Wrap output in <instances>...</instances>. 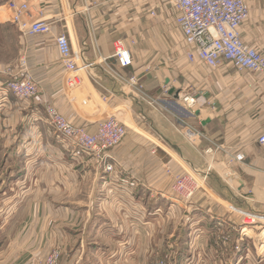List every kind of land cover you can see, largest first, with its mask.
Instances as JSON below:
<instances>
[{
	"label": "crops",
	"instance_id": "crops-1",
	"mask_svg": "<svg viewBox=\"0 0 264 264\" xmlns=\"http://www.w3.org/2000/svg\"><path fill=\"white\" fill-rule=\"evenodd\" d=\"M125 1L26 0L31 20H48L53 23L54 34L75 39L82 62L87 65L85 71L80 69L85 84L82 82L78 89L65 84L52 36L25 38L28 74L37 95L11 106L4 101L7 105H2L0 121V131L4 130L0 134L3 157L7 156L8 161L24 160L27 167H33L35 185L50 195L44 200L58 201L66 210L102 209L108 219L106 225L114 224L115 215L129 224L135 219L147 222L152 220V209L164 207L193 208L197 212L192 221L204 215L214 222L240 228L241 223L230 216L234 213L219 200L248 214H264V160L255 141L264 132L263 76L238 72L229 64L209 68L199 61L189 63L181 34L176 46L171 43L165 15H159L149 28L139 26L134 2ZM245 1L249 16L241 27V39L264 56V0ZM163 2L156 0L152 6L164 8ZM2 23H10V18H3ZM117 40L130 50L131 65L127 68L119 67L113 57ZM131 76L139 80L146 95L160 103L148 106L140 102L120 81ZM88 88L93 89L92 93ZM67 89L75 98H81H71ZM184 99L194 101L189 104ZM44 101L68 117L75 128L89 134L99 121L98 101L104 105L103 111L117 119L129 118L126 135L108 151L120 165L119 174L104 173L88 154L61 142L46 122ZM93 107L96 112H89ZM11 136L18 143L14 153L9 150ZM19 147L21 154L16 151ZM240 155L243 160L236 161ZM186 168L199 180L205 178L201 183L207 182L206 188L213 196L197 192L186 202L172 191L175 178L186 174ZM17 172L20 179L27 178L24 171ZM109 209L117 213L113 215ZM108 212L112 214L110 218ZM200 232L191 239L195 241ZM112 233L98 231L92 236L88 231L78 235L76 240L82 243L64 247L60 264H139L140 257L146 258L148 252L150 255L149 247H139V242L146 244L145 238L137 239L135 248L122 251L116 246L120 237ZM93 241H98L99 247L89 248L95 245ZM195 245V250L190 248L181 254L194 258L189 262L204 264L205 258L215 256L213 251L198 250ZM248 255L264 261V250ZM238 256L232 251L228 264H240L243 255ZM243 260L241 263H248Z\"/></svg>",
	"mask_w": 264,
	"mask_h": 264
},
{
	"label": "rangeland",
	"instance_id": "rangeland-1",
	"mask_svg": "<svg viewBox=\"0 0 264 264\" xmlns=\"http://www.w3.org/2000/svg\"><path fill=\"white\" fill-rule=\"evenodd\" d=\"M5 1L0 0V14L3 15L0 16V21L3 18H10ZM155 1L126 0L125 2H134L132 5L136 6L139 26L149 28L156 24V19L159 15H165L169 19L171 43L176 46L180 32L174 23V14L172 12L174 10L170 5V0H164V8L161 9L151 7ZM152 9L156 14L154 17L149 14ZM3 11L5 12L4 14ZM25 38L27 37H23L13 24H0V121L2 119L1 110L4 109L2 105L6 104L4 101H9V106H11L13 102L20 100L7 90V83L10 80H16L28 74ZM71 42L73 49L78 51L74 38ZM79 74L82 76L81 73ZM84 80L82 82L85 84ZM91 90L93 89L91 88ZM91 90L88 88L90 93H92ZM66 91L76 101L77 98H81V96L75 98L76 96L71 94L68 89ZM88 91L85 94L91 96ZM187 103L189 102L187 101ZM97 104L101 106V112H99L97 119L100 120L112 116L109 111H103L104 105L101 101H98ZM89 112H96V109L93 107L89 109ZM118 120L126 126H128L130 121L125 116L123 119L118 116ZM2 131L4 132V130ZM2 131H0V134ZM17 144V141L12 139L11 136L9 150L12 153H14L13 149L17 147ZM16 151L21 154L20 147ZM94 163L99 167L98 163ZM32 168V166L27 167L24 160L16 159L12 161L11 159V161H8L7 156L3 157V152L0 149V264H47L54 252L58 253L57 264H60L64 247L71 248L80 245L82 242L76 240L77 236L88 231L92 236H95L98 231L106 233L107 231L111 233L113 231L121 239V242L120 239L119 242L117 241L116 246L122 251H125L128 247L135 248L137 246L136 240L145 238L147 240L146 244L145 241L139 242V247L145 248L147 246L151 251L150 255L148 252L146 258H139V264H146L145 262L147 264H155V262L160 263L163 261L165 264H195L193 263L194 258L181 255L190 248L195 250V244H197L198 250L208 249L215 254L212 258L202 259L204 264H213V262L215 264H228L232 251L239 254L238 257H240V254L243 255V258L239 259L240 264H243V262L241 263L243 259L244 262H248L247 264H264L263 260L258 261L257 257L248 255L251 252L252 254L255 253L257 250H264V217L259 216L264 215L262 213L257 215L249 212L248 214L246 211L243 212L241 209L218 199L234 213L230 216L234 217L235 220L237 219L238 223H241L240 228L231 226L229 223L224 224L221 221L214 222L204 215L192 221L194 213L197 212L193 208L171 210L164 207L152 209V220L145 222L135 219L130 224L125 220L122 221V219L120 221L119 217L114 214L115 210L113 212V210L109 209L115 215L112 221L114 224L106 225L105 222L108 219L102 209L82 210L73 207L70 210H66L61 208L62 203L58 201L50 202L44 200L50 195L44 192V189L40 188L39 184L38 186L35 185L34 181L37 177H35V173H31L33 171ZM18 170L25 172L24 174L27 175L25 180L18 177ZM190 171L186 168L188 174L191 173ZM24 181L28 182L25 187L21 186ZM201 182L203 180H199L198 184H200V187L186 202L192 200L197 192H202L206 196H213L206 188L205 183L207 182L205 181L204 184ZM147 203H149V200ZM207 210H210V208ZM119 213L123 215V212ZM107 215L108 218L112 216L109 212ZM92 220L94 221L93 225H91ZM135 222L139 223V225H135ZM198 230L201 232L197 239L193 241L191 237L197 234ZM94 242L95 245L92 244L89 248L95 249L99 247L98 241ZM178 253H180L181 258ZM246 257L249 259H245ZM198 258L200 259L201 257L198 256ZM190 260L193 262H189Z\"/></svg>",
	"mask_w": 264,
	"mask_h": 264
},
{
	"label": "built area",
	"instance_id": "built-area-1",
	"mask_svg": "<svg viewBox=\"0 0 264 264\" xmlns=\"http://www.w3.org/2000/svg\"><path fill=\"white\" fill-rule=\"evenodd\" d=\"M170 5L175 12L174 23L182 36L185 58L189 63L199 61L209 68L229 64L238 72L249 71L264 78V56L246 45L240 35L241 27L249 16V8L245 0H170ZM5 6L10 13V23L23 37L36 35L53 37L65 73V83L69 88L80 87L82 83L80 69L83 68L85 71L87 65L82 62L81 54L73 49L70 37L65 34H54L53 23L48 20H31L26 0H6ZM151 7L153 8L152 5ZM149 14L151 17L156 16L153 9ZM113 49V57L118 66L129 67L130 50L120 40L114 42ZM79 62H82V67ZM120 81L127 84L142 103L154 106L159 102L145 94L136 77L120 78ZM6 87L20 100L26 101L37 95L36 85L28 74L10 80ZM167 92L166 86L164 93ZM191 100L192 102L188 100L190 104L194 101ZM43 109L48 126L61 142H67L81 153L88 154L99 164L104 173L119 174L120 165L108 155V151L119 145L126 135L128 127L123 122L113 115L103 118L96 122L95 131L89 134L84 129L75 128L68 117L60 114L46 101L43 102ZM195 134L198 135L196 132ZM255 141L262 151L264 160V132ZM242 160V155L236 159L239 162ZM198 182L197 177L186 173L175 178L172 191L181 200L186 201L200 187ZM58 257V253L54 252L47 264H57ZM155 264L165 263L163 261Z\"/></svg>",
	"mask_w": 264,
	"mask_h": 264
},
{
	"label": "bare ground",
	"instance_id": "bare-ground-1",
	"mask_svg": "<svg viewBox=\"0 0 264 264\" xmlns=\"http://www.w3.org/2000/svg\"><path fill=\"white\" fill-rule=\"evenodd\" d=\"M189 101H190V102H192V100H191V99H190ZM227 177H228V175H227Z\"/></svg>",
	"mask_w": 264,
	"mask_h": 264
},
{
	"label": "water",
	"instance_id": "water-1",
	"mask_svg": "<svg viewBox=\"0 0 264 264\" xmlns=\"http://www.w3.org/2000/svg\"><path fill=\"white\" fill-rule=\"evenodd\" d=\"M165 85H167V84H165ZM196 115H198V114H196Z\"/></svg>",
	"mask_w": 264,
	"mask_h": 264
}]
</instances>
